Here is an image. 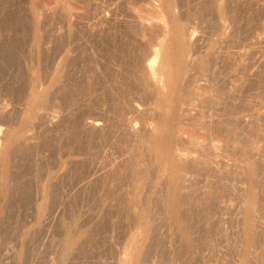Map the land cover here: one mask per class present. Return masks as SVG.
I'll return each mask as SVG.
<instances>
[{"label": "rangeland", "instance_id": "obj_1", "mask_svg": "<svg viewBox=\"0 0 264 264\" xmlns=\"http://www.w3.org/2000/svg\"><path fill=\"white\" fill-rule=\"evenodd\" d=\"M178 26L190 35L184 49ZM159 44L170 65L182 68L172 78L181 87L174 96L179 100L166 88L170 100L164 102L143 79ZM182 111L203 119L202 124L191 119L190 128L198 123L192 132L199 130L206 141L210 135L207 145L219 152L215 157L212 145L207 151L201 138L209 152L202 156L207 171L195 169V175L200 172L195 176L190 165L180 163L182 169L189 166L185 173L196 183L186 189L193 204L189 247L166 212L169 171L157 166L162 158L177 163L175 146L190 137L191 132L183 138L178 132L189 124ZM0 128V148L12 130L28 139L13 151L10 169L0 163V264H120L136 237L130 252L138 253L139 246L146 254L138 253V264H264V0H0ZM165 132L185 142L174 141L172 154L160 151L156 159L148 151L153 141L163 143ZM252 167L256 176L247 173ZM138 175L147 176L133 208L140 216L136 208L142 206L141 220L148 209L143 226L128 209ZM246 217L254 223H244Z\"/></svg>", "mask_w": 264, "mask_h": 264}, {"label": "bare ground", "instance_id": "obj_2", "mask_svg": "<svg viewBox=\"0 0 264 264\" xmlns=\"http://www.w3.org/2000/svg\"><path fill=\"white\" fill-rule=\"evenodd\" d=\"M168 3V5L171 7V5L169 4V1L167 2ZM166 3V4H167ZM169 6H167V7H169ZM169 7V9H171ZM150 8V7H149ZM129 10V9H128ZM173 10V9H172ZM171 11V10H170ZM169 11V12H170ZM153 12H154V10H153ZM159 14V13H158ZM160 17V16H159ZM172 17V16H171ZM176 16L174 15V18H175ZM165 19V18H164ZM178 21V20H177ZM137 24V23H136ZM140 24L141 25H143L141 22H140ZM161 24V29H163V26L165 25V24H163L162 25V23H160ZM176 24V23H175ZM178 24L180 25V23L178 22ZM177 24V25H178ZM146 25V24H145ZM177 25H175L176 27H177ZM144 26V25H143ZM167 26V25H166ZM145 27V26H144ZM153 28V27H152ZM159 28V29H160ZM179 28V29H178ZM178 32H180L178 35H179V39H177V41L179 40V44L181 45V47H182V49H184L185 47L184 46H186V44H184V42H185V38H188V36L190 37V35H184V32L181 30V27L180 26H178ZM183 29V28H182ZM164 30V29H163ZM166 30H167V28H166ZM180 30V31H179ZM183 30H185V28L183 29ZM159 31V30H158ZM165 31V30H164ZM176 31V30H175ZM187 32V31H186ZM188 34V33H187ZM159 36V35H158ZM184 39V40H183ZM174 40V39H173ZM188 41V40H187ZM188 42H190V40L188 41ZM161 43V42H160ZM177 43V44H178ZM187 43V42H186ZM162 44H163V42H162ZM162 44H159V45H161V47L159 46V48L160 49H156V50H152L153 51V54L151 53V55L153 56V58H152V60L147 64V61H146V64L147 65H145L144 67H142V68H144L145 69V71H144V69H142L141 68V66L143 65L142 63L143 62H141L140 64H142L141 66H140V69H142L144 72H145V74H144V76H143V79H145L144 77H146V82H148L150 85H152L151 86V88L152 87H154L152 90H154L155 89V91L157 90L158 91V93H159V95H161V100H163L164 102H166V101H168L167 99H169L168 97H165V89L167 88L168 90L170 89V93H171V96H170V94H169V96L172 98V99H174V100H176V99H178L177 97H175L174 98V96H176L177 94V91L179 90V88H181V87H179L178 85V87L179 88H177L176 86H175V83L176 82H174V78H173V75H174V72L176 73V69L175 68H177V71L178 70H182V68L180 67V68H178V64L176 65V67L175 68H173L172 67V65H170V63L166 60V56L164 55V52H163V45ZM184 44V46H182ZM165 45V44H164ZM175 46L177 47L178 45H176L175 44ZM176 47H175V50H176ZM184 47V48H183ZM174 48V47H173ZM177 48H179V51H175V53H178L177 55H178V57H180L179 59H182V56H183V58H184V56H186V55H183L184 54V52H182L183 50H180V46L179 47H177ZM188 48V47H187ZM193 48V47H192ZM154 49V48H153ZM167 49V48H166ZM172 49V48H171ZM189 49H191V47L189 48ZM187 50V49H186ZM186 50H184V51H186ZM3 51V50H2ZM151 51V52H152ZM187 52V51H186ZM5 53H6V51H5ZM148 53V52H147ZM174 53V52H173ZM191 53V52H190ZM202 53V52H201ZM143 54V53H142ZM188 54H189V52H188ZM149 55V54H148ZM202 55V54H201ZM207 55V54H206ZM151 56V57H152ZM173 56V55H172ZM141 57H142V55H141ZM151 57H149V58H151ZM189 57V56H188ZM188 57H187V59H188ZM144 58V57H143ZM175 58H176V56H175ZM174 58V59H175ZM147 59V58H146ZM197 59V58H196ZM208 59V58H207ZM137 60V59H136ZM144 60V59H143ZM189 60V59H188ZM187 60V61H188ZM200 61V60H199ZM197 62V61H196ZM137 63H138V61H137ZM178 63H180V62H178ZM189 63V62H188ZM191 64V63H190ZM193 64V63H192ZM201 66H203V65H201ZM200 67V66H199ZM187 68V67H186ZM200 70H201V68H200ZM199 70V71H200ZM204 70V69H203ZM186 71L187 72H189L187 69H186ZM143 72V73H144ZM187 72H185V73H187ZM205 72L206 71H204V74H205ZM142 72L140 73V74H143ZM209 73V72H208ZM196 74V73H195ZM136 75V74H135ZM139 75V74H138ZM140 76V75H139ZM198 76V75H197ZM207 76V75H206ZM208 77V76H207ZM134 78H136V77H134ZM139 78H141V77H139ZM173 78V79H172ZM193 78V77H192ZM142 79V81L144 82L145 80H143ZM136 81H137V79H136ZM184 81V80H183ZM204 81V80H203ZM145 82V84H147ZM181 82H182V80H181ZM185 82H183V84H184ZM138 84V83H137ZM149 84H148V86H149ZM199 85V84H198ZM198 85H196V86H198ZM138 85H136V87H137ZM142 86V85H141ZM144 86V85H143ZM146 86V85H145ZM187 86V85H186ZM194 86V85H193ZM195 86V87H196ZM184 87V86H183ZM191 87V86H190ZM199 87V86H198ZM146 88V87H145ZM144 88V89H145ZM187 88H189V87H187ZM197 88V87H196ZM201 88V87H200ZM150 89V88H149ZM148 89V90H149ZM166 89V90H167ZM183 89V88H182ZM181 89V90H182ZM186 89V88H185ZM194 89V88H193ZM204 89V88H203ZM129 90H130V88H129ZM166 91V93L167 92H169V91ZM199 90H201V89H199ZM207 90V89H206ZM210 90V89H209ZM146 91V90H145ZM151 91V90H150ZM150 91H147V93L148 92H150ZM172 91V92H171ZM183 91H185V90H183ZM188 91H189V89H188ZM203 91V90H202ZM195 92H197V89H196V91ZM199 92V91H198ZM155 93V92H154ZM157 93V92H156ZM202 93V92H201ZM201 93H198V95H199V97L200 96H202V94ZM204 93V92H203ZM150 94V93H149ZM148 94V95H149ZM195 94H197V93H195ZM204 94H206V92L204 93ZM203 94V95H204ZM124 95V94H123ZM146 95V94H145ZM152 95H153V93H152ZM155 95H157V94H155ZM180 95V94H179ZM167 96V95H166ZM187 96V95H186ZM194 96V95H193ZM206 96V95H205ZM205 96H203V97H205ZM36 97V96H35ZM154 98H155V96H153ZM152 97V98H153ZM181 97V96H180ZM202 97V98H203ZM33 98H34V95H33ZM183 98H185V97H183ZM182 98V99H183ZM187 98V97H186ZM194 98V97H193ZM196 98V97H195ZM219 98V97H218ZM35 99V98H34ZM37 99H40V98H37ZM190 99V98H189ZM200 99V98H199ZM41 100H43V98H41ZM41 100H39L41 103H43ZM156 100V99H155ZM170 100V99H169ZM179 100V99H178ZM196 100V99H195ZM195 100H193V101H195ZM154 101V100H153ZM158 101V100H157ZM156 101V102H157ZM183 100H181V102H182ZM197 101H200V100H197ZM169 102V101H168ZM188 102H189V100H188ZM187 102V103H188ZM210 102V101H209ZM214 102V101H213ZM39 103V102H38ZM172 103H173V101H172ZM180 103V102H179ZM190 103H192V100H191V102ZM197 104H198V102H196ZM220 103V102H219ZM164 104H166V103H164ZM184 105H185V103H183ZM195 104V103H194ZM193 104V105H194ZM200 104V103H199ZM198 104V105H199ZM33 105V104H32ZM157 105H158V103H157ZM161 105H162V103H161ZM169 104H167V106H168ZM164 106V105H163ZM170 106V105H169ZM183 106V105H182ZM186 106H187V104H186ZM203 106V105H202ZM201 106V107H202ZM205 106H207V105H205L204 104V107ZM189 107H191L190 105L189 106H187V108H189ZM194 107V106H193ZM200 107V108H201ZM163 108V107H162ZM165 108V107H164ZM171 108H173V106L171 107ZM170 108V109H171ZM183 108V107H182ZM181 108V109H182ZM185 109V108H183V110L184 111H188V109ZM199 108V109H200ZM156 109V108H155ZM169 109V108H168ZM179 109H180V107H179ZM180 109V110H181ZM190 109V108H189ZM192 110H190V111H193V108H191ZM198 109V108H197ZM196 109V110H197ZM172 110V109H171ZM195 110V111H196ZM201 110H202V108H201ZM165 111V110H164ZM166 111H167V107H166ZM173 111V110H172ZM176 111L177 110H175V114L176 115H178V113H176ZM190 111H189V113L188 112H186V114L183 112H181L183 115L181 116V114L179 113V117L181 116V119L183 120V118H184V120H185V122H186V120L188 119V123L189 122H191V124H192V121H191V119H194V118H191L190 119V117H192V116H190L191 115V113H190ZM198 111V110H197ZM36 112V111H35ZM156 112H158L157 110H156ZM162 112V111H161ZM203 112V111H202ZM32 113V112H31ZM166 113V112H165ZM169 113H170V111H169ZM30 114V113H29ZM174 114V115H175ZM202 114V113H201ZM25 115V114H24ZM169 115V114H168ZM194 115V114H193ZM197 115V114H196ZM199 115H200V113H199ZM28 116V115H27ZM29 116H31V115H29ZM33 117V116H32ZM183 117V118H182ZM200 117H202V116H200ZM209 117V116H208ZM27 119L25 120L24 119V122L25 123H28L29 124V126L31 125V118H29V117H26ZM35 118V117H34ZM34 118H32L33 119V122H34ZM172 118V117H171ZM174 118V117H173ZM196 118H198V117H196ZM196 118H195V122H200L201 123V121L203 120L202 118H200V119H202L201 121L200 120H196ZM205 118V117H204ZM178 119H180V118H178ZM181 119H180V121H181ZM189 119H190V121H189ZM208 119V118H207ZM21 120V119H20ZM36 120V119H35ZM158 120V119H157ZM165 120H167V119H165ZM170 121V120H169ZM173 121V120H172ZM182 122V121H181ZM184 122V123H185ZM186 122V123H187ZM193 122H194V120H193ZM262 122V121H261ZM35 123V122H34ZM34 123H33V125H34ZM132 123V122H131ZM169 123V122H168ZM172 123V122H171ZM218 123L220 124L221 122L219 121V122H217V126H219L218 125ZM254 123V122H253ZM28 124H26V125H28ZM99 124H101V123H99ZM164 124H166V122H164ZM190 123L189 124H186V126L184 125L183 127H182V125H181V129L179 130V124L177 125V127H178V132H179V134L182 136V138L183 137H186V135H188L190 132V134H189V138H188V136H187V139H189V140H187L186 139V141L187 142H185V138L182 140V138H180V136L178 135L177 137H175V138H177V139H175V138H173L171 135H172V133L169 135V133H167V132H165V134H163L162 136H163V143L161 144V143H158V142H156V140L155 141H153L152 139V141L154 142H151V143H153V145H151L150 147V151H148V149H147V151H148V153L149 152H151V155H153V156H155L156 157V159H158L159 157H161V155L162 154H160V156L158 157V154H159V152L160 151H166L167 152V154H172L171 153V146L173 145V144H175L176 145V143L174 142V141H176V142H180L181 143V140L182 141H184L186 144H184L183 142V145L181 144V146H180V144L179 143H177V146H175V148L176 147H179L178 148V150H177V148H176V151H173V149H172V151L173 152H175V158H177V163H174V162H170V159H172V158H166V160H164L163 158V160L161 159V158H159V159H161V161L160 160H158V163H159V165L157 164V166L159 167V168H163V172H165V171H169V175H170V178H169V180H170V182H171V186L169 187V189H168V195L167 196H165L166 198V203H164V204H166L167 205V207H168V211L166 210V212H167V215H168V217H169V220L170 221H172L171 223H173V224H175L176 226H178V227H176V228H178V230H180L179 232H181L180 233V235H182V237L184 238H186V239H188L187 241V247H189V245L191 244V235L190 234H192V233H190V226H188V224L190 223H188V220L190 221V217H191V219H192V205H191V203H190V197H189V195H190V192H188V194H187V190L186 189H191L192 188V185L191 184H193V186L194 185H196V183L194 182V181H192L191 180V182H190V178H188L187 176H191L190 174H188V173H185V169H182L183 168V166H182V168H181V165L182 164H187V165H190V169H192L193 171L195 170V169H202V170H200V171H203L204 169L207 171V168H204L203 169V167H207V165L209 164V163H206V159H203V157L202 156H206L207 154H203V152H205L206 150L207 151H210V146L212 145H207V141L208 142H210V140H211V142L210 143H212V139H211V136L209 135V137H210V139H209V137H208V139H207V141L205 140V138L207 137H205L204 136V139H203V136L201 135V138L203 139V140H201V141H204V142H206V143H204L203 142V144L204 145H206V146H209L208 147V149H206L207 147L205 146V147H202V146H204L203 144H200V140L199 139H201L200 137H199V135L201 134V133H199L200 131L199 130H196V131H194V133L192 132L193 131V129L195 128L194 126L196 125V126H199V125H197L196 123H195V125L193 124V129L191 130V128H190V126H192ZM202 124V123H201ZM201 124H200V126H201ZM216 124V123H215ZM24 125V124H23ZM33 125H32V127H33ZM171 125H173V124H171ZM203 125L205 126V124H204V122H203ZM213 125V124H212ZM97 126H99L97 123L96 124H94V127H97ZM155 126V125H154ZM158 126V125H157ZM160 126V125H159ZM158 126V127H159ZM204 126H201V127H203V130L202 131H206V133H208V128L209 127H206V128H204ZM216 126V127H217ZM23 127V126H22ZM28 127V126H27ZM31 127V128H32ZM162 127V126H161ZM164 127H166V125L164 126ZM177 127H176V129H177ZM201 127H199V129L201 128ZM210 127H212V126H210ZM224 127V126H223ZM163 128V127H162ZM14 129V128H13ZM33 129V128H32ZM135 129H137V128H135ZM156 129H157V127H156ZM156 129H154V133L153 134H155V133H157L156 132ZM196 129V128H195ZM197 129H198V127H197ZM204 129H207V130H204ZM215 129V128H214ZM213 129V130H214ZM21 130V129H20ZM31 130V129H30ZM212 129H211V131H210V133L213 131ZM216 130V129H215ZM221 130V129H220ZM258 130V129H257ZM3 129L2 128H0V136L2 135V133H3ZM23 131V130H22ZM129 131H131V132H133L134 133V126L133 125H131L130 127H129ZM164 131V130H163ZM162 131V132H163ZM170 131V130H169ZM218 131V130H217ZM216 131V132H217ZM21 131H19V132H13V130L12 131H10V133H8L10 136H7V137H9V138H7V137H4L5 139H7V140H4L5 142L3 143V145L1 146V148H0V163H1V167H8L9 169H10V166H9V163L11 162V158L13 157L12 156V153H14L13 151H15V149H16V147H17V145L19 146L20 144H22L24 141L26 142V140H28L27 139V135H25V133H20ZM146 132V131H145ZM149 132H152V131H149ZM214 132V131H213ZM224 132V131H223ZM185 133H187L185 136H184V134ZM204 133V132H203ZM202 133V134H203ZM219 132H217V134H218ZM221 133V132H220ZM227 133V132H226ZM141 134V133H140ZM152 134V133H151ZM150 134V135H151ZM151 135V136H154L155 138H156V136L155 135ZM178 134V133H177ZM199 134V135H198ZM214 134V133H213ZM223 134V133H222ZM232 134V133H231ZM4 135V134H3ZM30 136H32V134H31V132H30V134H29ZM205 135V134H204ZM208 135V134H207ZM219 135H221V134H219ZM174 136H176V135H174ZM231 136V135H230ZM153 137V138H154ZM30 138V137H29ZM144 138V137H143ZM158 139V138H157ZM181 139V140H180ZM1 140V139H0ZM143 140H145V139H143ZM150 140V139H149ZM3 141V140H2ZM159 142L161 141V138L158 140ZM221 141V140H220ZM232 141V140H231ZM230 141V142H231ZM141 142V141H140ZM251 142V141H250ZM143 143V142H142ZM141 143V144H142ZM144 143H146V141L144 142ZM173 143V144H172ZM209 143V144H210ZM25 144V143H24ZM148 144V143H147ZM178 144H179V146H178ZM230 144V143H229ZM233 144V143H232ZM256 144H257V142H256ZM144 145V144H143ZM150 145V144H149ZM184 145H185V147H184ZM145 146V145H144ZM213 146V148H211V149H215V145H212ZM232 146V145H231ZM21 147H24V146H21ZM142 147V146H141ZM145 147H148V145L147 146H145ZM181 147H184V149L183 148H181ZM216 147H218V146H216ZM228 147H230V146H228ZM203 148H205V149H203ZM260 148V147H259ZM202 149L204 150V151H202ZM219 149V148H218ZM18 150H20V148L18 149ZM23 150V149H22ZM201 150V151H200ZM212 150V151H213ZM224 150H225V148H224ZM248 150V149H247ZM200 151V152H199ZM206 151V152H207ZM211 151V152H212ZM20 152V151H19ZM137 152V151H136ZM143 152V151H142ZM202 152V153H201ZM214 156H215V153L218 155L219 154V152L217 153V150L215 149L214 151ZM234 152V151H233ZM255 152V151H254ZM147 153V154H148ZM153 153V154H152ZM208 154H209V152H207ZM167 154H163L164 156V158H165V156L167 155ZM169 154V155H170ZM198 154V155H197ZM200 154H203V155H200ZM212 154V153H211ZM249 154V153H248ZM14 155V154H13ZM139 155H140V153H139ZM149 155V154H148ZM200 155V156H199ZM216 155V156H217ZM222 155V154H221ZM259 155V154H258ZM262 155V154H261ZM208 156V155H207ZM215 156V157H216ZM260 156V155H259ZM134 157H137V156H134ZM154 157V158H155ZM168 157V156H167ZM170 157V156H169ZM245 157V156H244ZM153 158V157H152ZM153 158V159H154ZM218 158V157H217ZM137 159H138V157H137ZM151 159V158H150ZM252 159V158H251ZM139 160V159H138ZM147 160V159H146ZM176 160V159H175ZM129 162H130V160H128ZM134 161V160H133ZM151 161V160H150ZM154 161V160H153ZM211 161H213V160H211ZM259 161V160H258ZM13 162V161H12ZM148 162V161H147ZM223 162V161H222ZM134 163V162H133ZM153 164H154V162H152ZM151 163V164H152ZM180 163H181V165H180ZM211 163V162H210ZM250 163V162H249ZM136 163H134V165H135ZM137 164H138V162H137ZM145 164H146V162H145ZM221 164V163H220ZM257 164V163H256ZM261 164V163H260ZM11 165V164H10ZM131 165H133V164H130V166ZM245 165V164H244ZM249 165V164H248ZM258 165V164H257ZM142 166V165H141ZM147 166H148V164H147ZM153 166V165H152ZM151 166V167H152ZM192 166V167H191ZM254 166V165H253ZM135 167H136V165H135ZM154 167H156V165L154 166ZM187 167V166H186ZM202 167V168H201ZM247 167V166H246ZM250 167H251V165H250ZM256 167V166H255ZM250 168V169H247V173H249V175L252 173L253 175H254V173H255V176L257 175L256 174V172H258V170L257 169H259V168ZM259 167V166H258ZM7 168V169H8ZM146 168V167H145ZM148 168V170H149V167H147ZM146 168V169H147ZM8 169V170H9ZM144 169V168H143ZM143 169L141 170V171H143ZM145 169V170H146ZM158 169V168H157ZM188 169H189V166H188V168L186 169V171H188ZM210 169V167H208V170ZM232 169V168H231ZM2 170V169H1ZM4 170H5V168H4ZM154 170H156V169H154ZM153 170V171H154ZM192 170H189L190 171V173L192 174H196V171L197 170H195V172H191ZM204 170V171H205ZM236 170V169H235ZM255 170H257L256 172H254ZM147 171V170H146ZM145 171V172H146ZM158 171H159V169H158ZM162 170H160V172H161ZM199 171V170H198ZM3 172V171H2ZM5 172V171H4ZM3 172V173H4ZM144 172V171H143ZM144 172V173H145ZM211 172V171H210ZM254 172V173H253ZM3 173H2V176H5V179H4V182L5 181H7L6 180V174L5 175H3ZM8 174L7 175H10L9 173V171L7 172ZM138 173V172H137ZM166 173V172H165ZM168 173V172H167ZM199 174H200V172H198ZM197 173V175H195V176H198L199 174ZM246 173V172H245ZM135 174H136V171H135ZM140 174H143L142 172H140ZM148 174V173H147ZM150 174V173H149ZM235 174V173H234ZM145 175H146V173H145ZM160 175V174H159ZM161 175H163V174H161ZM225 175V174H224ZM248 175V176H249ZM135 176V175H134ZM149 176V175H148ZM157 176H158V174H157ZM156 176V177H157ZM167 176V175H166ZM243 176H245L244 174H243ZM251 176V175H250ZM254 176V177H255ZM9 177H10V179H11V175L10 176H8L7 177V179L9 180ZM143 177V179H138V178H140L139 177V175H138V177H135V178H137L138 180L137 181H135L136 182V184H132V186H134L133 188H131V191H130V194H129V196H130V202H129V210H130V213H131V215H132V217L134 218V219H132V221H137L136 223H138V225L139 226H143V225H146V223L145 224H143L142 225V220L144 219V217L146 216V215H149L148 217H150V214H146V212L148 213L149 211H147V210H145L146 212H145V214H144V217H143V219L141 220V218H139L140 216H141V209H142V206H141V209H140V207L138 208H136V210H140V216L137 214V213H135V211H134V207H136V206H138L139 204H140V200H141V196H143L142 194H141V192H143L142 191V186L144 185V183H143V181L145 180L144 179V177L146 178L147 176H142ZM162 177V176H161ZM160 177V178H161ZM169 177V176H168ZM192 177V176H191ZM247 177V176H246ZM254 177H252V178H254ZM133 178V177H132ZM166 178V177H165ZM193 178V180H194V176L192 177ZM191 178V179H192ZM203 177H201V179H202ZM251 178V179H252ZM256 178V177H255ZM254 178V179H255ZM3 179V178H2ZM149 179V178H148ZM189 179V180H188ZM215 179V178H214ZM245 179V178H244ZM134 180V179H133ZM154 180H155V178H154ZM158 180V179H157ZM163 180V179H162ZM168 180V181H169ZM3 181V180H2ZM151 181H152V179H151ZM167 181V182H168ZM222 181V180H221ZM252 181V180H251ZM254 181H256V182H258V180H254ZM153 182V181H152ZM152 182H149L148 183V185L151 183L152 184ZM158 182V181H157ZM213 182H214V180H213ZM248 182V181H247ZM256 182H253L254 184L256 183ZM6 183V182H5ZM145 183H147V182H145ZM154 183H156L155 181H154ZM160 183H161V181H160ZM9 183L7 182L6 184H4V185H7V186H9L8 185ZM157 184H159V183H157ZM157 184H155V185H157ZM201 184V183H200ZM212 184V183H211ZM252 184L253 185V188H254V186H256L257 184ZM3 185V187H5ZM199 185V184H198ZM215 185V184H214ZM6 186V187H7ZM146 186V185H145ZM169 186V185H168ZM5 187V188H6ZM10 188H11V186H9ZM158 187V186H157ZM195 187V186H194ZM252 187V186H251ZM258 187V186H257ZM10 188H9V190H10ZM154 188V185H153V187H152V189ZM256 188V187H255ZM145 189V188H144ZM149 189V188H148ZM151 189V188H150ZM157 189V188H156ZM197 189V188H196ZM161 190V189H160ZM188 190V191H189ZM194 190H195V188H194ZM258 190V189H257ZM2 191H3V188H2ZM153 192H154V190H152ZM162 191V190H161ZM5 192V191H4ZM151 192V191H150ZM164 192V191H163ZM197 192V191H196ZM250 192V195H251V190L249 191ZM255 192V191H254ZM253 192V193H254ZM3 193V192H2ZM2 193H0L1 194V196L3 195ZM152 193V192H151ZM151 193H150V195H151ZM192 193V192H191ZM5 194V193H4ZM8 194H9V192H8ZM144 194V193H143ZM154 194V193H153ZM166 194H167V192H166ZM249 194V193H248ZM201 195V194H200ZM207 195V194H206ZM245 195V194H244ZM249 195V196H250ZM4 196V195H3ZM3 196H2V198H3ZM6 196V195H5ZM146 196V195H145ZM156 196V195H155ZM222 196V195H221ZM232 196V195H231ZM161 197H163V196H161ZM192 197V196H191ZM248 197V196H247ZM7 198H9V197H7ZM146 198V197H145ZM150 198V197H149ZM205 198V197H204ZM208 198V197H207ZM250 198V197H249ZM248 198V199H249ZM252 198H254L253 197V195H252ZM128 199H129V197H128ZM147 199V198H146ZM162 199H164V198H162ZM161 199V200H162ZM192 199V198H191ZM7 200V199H6ZM5 200V201H6ZM127 200V199H126ZM125 200V201H126ZM150 200V199H149ZM149 200H147L148 202H149ZM154 200V199H153ZM160 200V199H159ZM200 201H201V198L199 199ZM198 200V201H199ZM205 200V199H204ZM210 200V199H209ZM253 200V199H252ZM202 201H203V199H202ZM247 201V200H246ZM256 201V200H255ZM142 202V201H141ZM209 202V201H208ZM249 202V201H248ZM254 202V201H253ZM127 203V202H126ZM193 203V202H192ZM200 203V202H199ZM198 203V204H199ZM203 203H205L206 204V201L204 202L203 201ZM202 203V204H203ZM252 202H250V204H251ZM149 204V203H148ZM201 204V203H200ZM199 204V205H200ZM253 204V203H252ZM251 204V205H252ZM195 205V204H194ZM204 205V204H203ZM202 205V206H203ZM208 205H210V204H208ZM251 205H250V207H251ZM144 206H145V202H144ZM143 206V207H144ZM146 206H147V204H146ZM144 207V208H147V207ZM201 206V205H200ZM149 207V206H148ZM249 207V206H248ZM248 207H247V209H248ZM150 208V207H149ZM242 209V208H241ZM252 209V208H251ZM255 209V208H254ZM207 210V209H206ZM249 210V209H248ZM211 211V210H210ZM3 212V211H2ZM2 212H1V214H2ZM137 212V211H136ZM139 212V211H138ZM144 212V211H143ZM151 212V211H150ZM246 212H247V210H246ZM253 212V211H252ZM249 214H251V212H247V215L248 216H250ZM143 215V214H142ZM166 215V216H167ZM246 215V216H247ZM139 216V217H138ZM253 216V215H252ZM252 216H251V218H252ZM151 219V218H150ZM196 220V219H195ZM248 219H247V217L245 218V220L243 221L244 223L247 221ZM252 220V219H251ZM254 220V219H253ZM147 221V220H146ZM145 221V222H146ZM150 222V221H149ZM250 222V221H249ZM247 223V224H251V223H254V221L253 222H251V223ZM135 223V222H134ZM243 224V223H242ZM247 224H244V226H245V228H246V225ZM148 225V224H147ZM172 225V224H171ZM138 226V227H139ZM248 226V225H247ZM255 226V225H254ZM253 226L251 225V228H252ZM144 228V227H143ZM250 228V227H249ZM251 228H250V230H251ZM141 230L140 231H143L142 230V228H140ZM147 229V228H146ZM151 229V228H150ZM247 229H248V227H247ZM246 229V230H247ZM149 230V229H148ZM148 230H147V233H148ZM152 230V229H151ZM252 231H253V228H252ZM150 232H152V231H150ZM247 232H248V230H247ZM246 232V234H248ZM251 232V231H250ZM251 234V233H250ZM249 234V235H250ZM144 235V234H143ZM184 235V236H183ZM253 235V234H252ZM145 236V235H144ZM149 237V236H148ZM246 237L248 238L249 236H247L246 235ZM137 238V237H136ZM131 239V240H129L130 242H129V247L130 248H132V247H136V241L135 240H137V239ZM139 238V237H138ZM182 238V239H183ZM246 238V239H247ZM253 238V237H252ZM144 239V238H143ZM146 239H148L147 237H146ZM192 239H193V237H192ZM245 239V238H244ZM251 239V238H250ZM249 239V240H250ZM252 240V239H251ZM250 240V241H251ZM145 241H147V240H145ZM253 241H254V238H253ZM186 242V241H185ZM247 242H248V240H247ZM141 243H142V241H141ZM249 243V242H248ZM186 244V243H185ZM192 244H193V242H192ZM236 244V243H235ZM240 244V243H239ZM245 244H246V246H247V248H245L244 246H242L243 248H242V250H245V252H244V254L246 253H248L249 254V250H248V245L249 244H247L246 243V241H245ZM244 244V245H245ZM252 244H253V242H252ZM138 245V244H137ZM146 244H144V246H145ZM195 245V244H194ZM241 245V244H240ZM250 245H251V243H250ZM72 246V245H71ZM70 245L67 247V249L68 248H70L71 247ZM141 246H143L142 244H141ZM144 246L142 247L143 249H144ZM251 246H253V245H251ZM73 247V246H72ZM148 245H146V248L148 249ZM187 247H185V248H187ZM130 248H127V249H125V252H124V256H123V259H122V262H120V264H127L128 263V260H132L131 261V263L133 264L134 262V260L137 262L136 264H138L139 263V261L140 260H138V259H141L140 257H141V255H139L138 253H140L141 252V254H142V252L143 251H140L141 249V247H139L138 246V248H139V250H138V253H136L137 252V248L134 250L135 252L133 253V251L132 252H130ZM145 248V249H146ZM193 248V247H192ZM71 249V248H70ZM142 249V250H143ZM194 249V248H193ZM192 249V250H193ZM132 250H133V248H132ZM186 250V249H185ZM251 250V249H250ZM73 251V250H72ZM183 251V250H182ZM184 252V251H183ZM262 252V251H261ZM133 253V254H132ZM242 253H243V251H242ZM251 253V252H250ZM63 254V253H62ZM66 254H68V253H66ZM138 254V255H137ZM143 254H145V252H143ZM246 254H245V256H246ZM243 255V254H242ZM64 256H66L65 255V253H64ZM145 256H146V254H145ZM249 256V255H248ZM260 256V255H259ZM241 257V256H240ZM262 257V256H261ZM244 258V257H243ZM143 259H144V257H143ZM261 259V258H260ZM64 260V259H63ZM241 260V259H240ZM243 260H245V259H243ZM248 261V260H247ZM261 261V260H260ZM141 262V261H140ZM144 262V261H143ZM243 262V261H242ZM246 262V260L244 261V263ZM248 262H250V260L248 261ZM261 263H262V261H261ZM135 264V263H134ZM141 264V263H140ZM243 264V263H242ZM246 264H248L247 262H246ZM259 264H260V262H259Z\"/></svg>", "mask_w": 264, "mask_h": 264}]
</instances>
